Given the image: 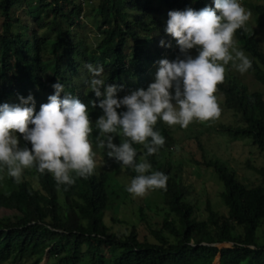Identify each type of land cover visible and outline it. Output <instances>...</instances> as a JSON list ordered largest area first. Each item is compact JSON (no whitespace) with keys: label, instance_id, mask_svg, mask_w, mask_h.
<instances>
[{"label":"trees","instance_id":"1","mask_svg":"<svg viewBox=\"0 0 264 264\" xmlns=\"http://www.w3.org/2000/svg\"><path fill=\"white\" fill-rule=\"evenodd\" d=\"M94 1L99 38L93 48H85L72 34L83 13L75 1L0 0V143L11 134L2 119L13 96L33 93L39 105L16 119L26 167L0 178V207L17 215L0 220V264H40L46 255L50 264H212L218 255V264H264V245L257 241L264 223V169H254L260 182L247 187L224 163L205 160L204 167L212 169L223 188L226 213L207 202L201 219L177 170L160 160L169 152L170 130L160 118L150 117L137 96L149 88L146 75L161 61L160 50L151 47L152 34L183 35L180 23L152 17L160 11L153 0ZM157 1L184 10L185 20L197 24L212 11L209 0ZM22 5L29 24L14 15ZM254 13L256 25L264 29V6H255ZM225 25L250 58L253 80L264 86L261 40L236 20ZM198 64L225 108L240 121L222 131L229 138L250 139L264 154L263 95L236 81L220 80L221 73L208 70L206 61ZM91 72L105 77L97 89L90 87ZM116 87L123 89L113 104L117 119L101 124L106 91ZM183 89L194 94L199 88L193 79ZM184 111L191 118L190 110ZM39 126L46 162L37 157L29 137ZM62 157L67 170L61 167ZM117 170L162 197L158 219L149 214L150 208H138L144 234L136 226L118 234L105 223V212L131 194L116 178ZM219 244L231 246H214Z\"/></svg>","mask_w":264,"mask_h":264},{"label":"rangeland","instance_id":"2","mask_svg":"<svg viewBox=\"0 0 264 264\" xmlns=\"http://www.w3.org/2000/svg\"><path fill=\"white\" fill-rule=\"evenodd\" d=\"M73 1L82 6L83 13L81 24L72 29V34L83 44L82 47L93 48L99 38L95 28L96 12H92V7H95L97 2ZM153 1L154 7L160 11L152 17L164 23L179 22L184 32L183 35L165 32L152 34L155 40L151 47L160 50L161 61L159 65L149 69L146 75L149 88L137 96L144 102L150 117L160 118L170 130V149L169 152L163 153L160 160L169 161L177 170V175L181 176L182 182L189 190L188 201L195 205L197 214L201 219L206 216L207 202L213 210L225 214L226 210L220 198L223 188L212 169L204 167V161L217 159L228 166L241 183L253 187L260 182V176L255 170L264 169V154L258 152L250 139L229 138L222 131V128L240 125V121L232 111L225 108L222 95L210 84L208 75L201 71V65L198 63L206 61L208 70L216 69L221 73L220 80L236 81L250 92H259L264 97V86L255 82L248 71L250 58L240 50L235 37L225 29V24L236 20L255 32L256 38L261 40L260 47L264 50V29L256 25L254 13V7L264 6V0H209V8L212 11L202 16L201 24L194 20L189 22L185 20L184 10L180 12L175 8L165 7L157 0ZM25 10L26 5L14 10V15L21 20V24L29 21ZM221 18L225 22L220 23ZM1 24L0 18V26ZM88 77L91 81L90 87L93 89L99 88L105 78L104 75L100 73L95 75L94 72ZM193 79L199 89L197 93L190 94L183 87H188ZM82 80L84 78L78 81ZM122 90V87H116L106 91L107 106L101 124L117 119L118 114L114 111L113 104L115 98L122 94ZM32 95L29 94L27 97V105L16 107L17 116L32 110L31 103L34 99ZM13 98L17 101L24 100L20 96ZM37 103L38 100H34L35 109L38 108ZM7 109H4L5 113ZM184 109L190 110L191 118ZM104 132L109 139L107 127L104 128ZM41 134L42 130L36 129L32 132L31 138L37 148V157L46 162ZM66 143L67 140L64 139L61 147L64 148ZM20 144L15 136L0 144V178L7 172L18 174L26 167ZM95 159L100 161L98 156ZM63 160L64 157L60 160L61 167L67 170V164ZM118 170L115 172L118 175L116 178L121 185L131 189V194L123 203L118 200L105 212V223L112 226V231L118 234L128 233L132 226H136L144 234V228L139 222L138 208H150L149 214L158 219L160 217L157 215L161 216V209L164 208L162 197L147 185L124 178L122 170ZM16 216L9 209L0 207V220L3 218L15 220ZM257 241L264 245V223L257 231ZM230 246L222 244L217 247L223 249ZM218 263L219 255L212 264ZM4 264L20 263L10 261ZM40 264H50L48 255Z\"/></svg>","mask_w":264,"mask_h":264},{"label":"clouds","instance_id":"3","mask_svg":"<svg viewBox=\"0 0 264 264\" xmlns=\"http://www.w3.org/2000/svg\"><path fill=\"white\" fill-rule=\"evenodd\" d=\"M28 96L29 95H25V96H22L21 95L20 97H22L24 99L22 101H17L16 99L12 98V101H10L11 103L7 104L4 107V109H7V108L8 109L6 110V113H5V110L3 109L4 110V115H3L4 116V119H2V127L3 128L9 127L11 129V132H10L11 134L7 138L3 139L0 144H2L6 139L15 136V137H17V141H19L21 143L20 144L21 145V148H23L22 142H23L24 138H23V135L22 134H20L19 132H16V126H17L16 119L23 117L27 113H25L22 116H17L18 115V110L16 109V107L25 106V104L27 105V97ZM33 100H36V99H33ZM33 100H32V103H31L32 104L31 109H35L34 106H33V102H34ZM37 106L39 107V105H37ZM5 114H6V117H5ZM36 129H41L42 130V133H43V127L42 126H39ZM36 129H34V131ZM32 132L29 133V137L30 138H31ZM19 134H20V136H19ZM41 136H42V134H41Z\"/></svg>","mask_w":264,"mask_h":264},{"label":"water","instance_id":"4","mask_svg":"<svg viewBox=\"0 0 264 264\" xmlns=\"http://www.w3.org/2000/svg\"><path fill=\"white\" fill-rule=\"evenodd\" d=\"M219 245H222V244H219ZM214 246H218V245H214Z\"/></svg>","mask_w":264,"mask_h":264}]
</instances>
